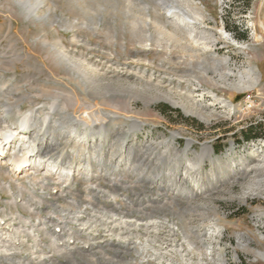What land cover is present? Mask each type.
<instances>
[{"label":"rangeland","instance_id":"rangeland-1","mask_svg":"<svg viewBox=\"0 0 264 264\" xmlns=\"http://www.w3.org/2000/svg\"><path fill=\"white\" fill-rule=\"evenodd\" d=\"M133 1L141 7L143 3L149 4L150 7L159 3L158 0ZM175 1L179 10H186L197 19L200 31L214 37L212 53L219 58L229 57L230 67L236 74L243 73L248 78L245 77V80H251L252 77L246 73L251 68L255 70L259 78L257 89L233 91L222 86L219 75L213 70H210L206 77L202 73L198 74L199 55L209 58L212 53H183L173 47L165 54L160 48H144L134 43L127 24V10H124L122 4L111 0H48L49 5L43 6L42 14L40 13L42 16L38 14L33 17H28L17 0H0V59L3 60V65H0V91L8 92L22 88L23 92L17 91L14 94L19 97L25 93L19 106L21 112L15 107L14 112L5 115L0 104V129H10L17 134L16 144L6 146L7 155H0V215L6 226L14 229L13 226L18 225L20 220L12 219L15 214V218L19 215L29 216L27 210L22 207V202L17 208L14 207L12 201L15 197L11 193L19 195L20 189L27 188L28 183H33L34 180L39 194L43 190V184L47 186L45 193L54 194L47 198L49 202L41 205L42 217L55 216L52 212L57 206L66 210L70 208L73 213L82 212L77 213L82 221L99 216L91 220L90 224L93 226L100 224L96 219H100L102 214H105L106 219H117L116 225H120L125 219L142 224L141 228L132 230L122 225L121 231L117 226L113 234L105 232L106 229L102 226L98 229L91 227L85 232L80 231L79 222L65 221L66 224L69 223L68 229L75 231L76 236L81 235L80 242L83 244L89 235L94 242H104L103 251L100 252L98 247L94 249L99 252L98 258L90 257L89 250L78 252L72 258L52 252V238L42 228V243L38 250H46L48 256H53L52 259L44 261L38 258V254L33 255L32 251L36 248H33L32 238L22 239L23 235L16 234L22 241L16 244L19 250L14 252L13 258L7 259L3 254L0 255V264H217V258L222 254L227 256V262L231 264H264V260L257 255L258 252L264 253V171L256 170L258 167H264V0ZM49 6L52 8L50 19L46 10ZM160 13L167 17L166 11L161 10ZM50 20L61 23L52 26ZM235 26L240 28V33H246L247 40H242L236 35V30L233 29ZM172 27L170 24L168 30ZM151 31L154 33L153 28ZM75 34L80 37L79 40L85 42L77 44ZM89 41L92 46L87 50L85 43ZM55 45L58 49H62L63 45V50L67 53L85 54L87 59L96 65L99 74L101 73V81L87 80L84 83L82 79L85 77L81 72H78L80 76L76 80V76L67 71L66 64L62 65L58 61L54 51ZM155 50H160L162 54ZM108 55H118L123 65L117 67L108 64ZM144 59H150L156 66L148 64ZM74 60L83 63L79 58ZM178 61L182 64L175 65ZM184 61H188L187 64H183ZM161 65L165 68L158 67ZM84 67L87 72L91 71L87 64H84ZM138 71L145 73L146 78L140 81ZM192 72L202 79L199 78L195 82L191 76ZM71 76L74 79L72 81L69 80L72 79ZM148 79L150 82L147 83ZM238 81V76H231L229 79L230 83ZM67 83L75 89L83 103L77 109L71 104L65 105L67 99L62 90H69ZM96 85L102 87L99 92H96ZM42 86H48L49 91L52 87L53 89L51 93L42 94ZM108 86L110 91L107 90ZM59 95H62L59 102L64 117H69L74 112L83 113L85 108L90 106L92 110L103 108V111L111 112V117L116 120L108 123V130L114 131V134L100 140L94 136L87 141L82 134L69 137V133L64 132L58 138L61 144L58 156L32 157L31 165L22 173L15 174L7 156L12 155L15 146L16 152L20 153L22 145L37 144L33 142L35 134L27 137L18 134L21 132L20 118L33 109L47 113L53 99ZM6 97L9 98L6 95L0 102H9ZM215 97L229 102L232 109L225 107L220 101H215ZM173 101L187 105L190 110L192 108L202 111L211 121L205 122L198 116L188 114L181 107L175 106ZM14 102L15 100L10 101ZM113 102L118 103L120 109L107 107ZM167 108L172 111H166ZM133 119L143 123L142 129L135 133L130 132ZM54 126L55 124H51L50 132L54 130ZM34 129L36 132L40 128L36 126ZM253 131L259 134V138L247 141L246 137ZM174 132L179 136L171 148L182 150L187 146L188 139L194 141L188 159L193 160L194 152H201L205 143L213 148L214 155L218 158L215 164L206 161L203 165L202 172L206 177L204 176L200 184H196L191 178L184 183L188 192L186 197L176 192L177 189H182L177 181L170 177L169 171L173 170L178 175L184 174L185 168L189 166L187 160L183 158L178 169H174L169 163H158L155 155V158L150 160V170L154 169L155 174L162 177L152 182L139 181L136 175L142 174L144 168L139 167V172L129 169L131 165L128 157L120 147L123 138L128 145L140 147L156 143L160 145L159 151L162 153L167 148L164 141L171 139ZM98 141L104 142L103 151L95 148ZM118 147L122 150V157L113 156ZM95 151L97 154H94ZM88 157L92 160L91 172L84 169ZM51 161L57 162L63 170L60 169L58 173L56 170L51 172L52 168L47 166ZM39 162H42V166L38 170ZM245 167L248 169L246 175H240L237 179L229 178L233 176L232 169L244 173ZM67 168L72 169L70 182L60 179ZM146 173L148 177L152 175L151 171ZM214 173L223 176L224 181H212ZM109 180L120 181V186L114 188ZM10 186L11 191L8 188ZM27 190L22 189L25 198L30 195ZM191 194L194 195L193 198L189 197ZM74 199L79 201L78 207H75L78 210L68 205V202ZM56 213L60 218L64 217V213H59V209ZM55 218L58 222V216ZM33 220L37 221V218ZM61 220L60 222L63 221ZM151 222L158 224V233H149L145 228V225ZM216 225L220 230L214 231ZM171 229H174V234ZM121 232L122 236L118 237L117 234ZM108 233L110 234L107 235ZM131 233L134 235H130ZM203 233H208L204 236L205 240H198L196 236ZM137 234H140V242L135 245L137 239L134 237ZM242 234H246L243 242L239 236ZM64 235L66 236L67 232ZM125 236L131 238L127 243L120 239ZM155 239L156 242L153 241ZM167 239L176 240L174 242L178 245L175 249L171 246L173 242ZM220 259L221 264L225 263L223 258Z\"/></svg>","mask_w":264,"mask_h":264},{"label":"bare ground","instance_id":"bare-ground-1","mask_svg":"<svg viewBox=\"0 0 264 264\" xmlns=\"http://www.w3.org/2000/svg\"><path fill=\"white\" fill-rule=\"evenodd\" d=\"M17 1H18V4L26 11L28 17H31V16L33 17L34 15H38L40 13L42 14L43 6L49 5L48 0H17ZM111 1L116 2L119 5L122 4V6L124 7V10L125 9L127 10V13L129 14L128 15L129 17L127 18V20H128L127 24H128V28L130 30L129 32H130L132 38L134 39L133 40L134 43L142 45L144 48H151V47L160 48L162 50V53H165V54H167V52L171 51L173 49V47L175 49H180L183 53H186V52H189L192 54H196V53L205 54L208 52L212 53L211 47L213 46L214 37L212 35L206 34V32H204L202 30L200 31L199 30L200 27H198L197 19L193 18L189 13H187L186 10H183V9L179 10V8L176 6L177 1H175V0H158L159 3L154 4L152 7H150L149 4H146V3H143V7H141V5L133 3L134 2L133 0H111ZM154 2H157V0H154ZM47 8H46V10L48 12L47 17L50 19L52 8H50V6ZM161 10L166 11L167 17L162 16V14L160 13ZM152 13H154V15H152ZM48 18H46V19H48ZM165 19H166V21H165ZM50 21H51L52 26L61 23V22L54 21V20H50ZM170 24L173 27L171 30H168V26ZM71 26H73V25H71ZM152 28L154 29V33L151 31ZM111 36L116 38L115 35H111ZM74 37L77 38L76 39L77 44L85 42L84 40H79L80 37L77 36L76 34ZM259 40H261V39H259ZM163 42H165V44H163ZM85 45L87 46V50L89 49L90 46H92L90 41L86 42ZM61 47H62V49H58L57 45H55L54 51L57 53V54L55 53L57 56V59L60 63H62V65H63V63L66 64L67 71L69 73H71L73 76H76V80H78L79 76H80V75H78V72H81L84 74V77H85L84 79H82V82L84 81V83H86L87 80L93 81V82H95L97 80L101 81V79H102V75H100L101 73L99 74L96 65L92 63L93 62L92 60L87 59L85 54L82 53L80 55H75L74 53L71 54V52L67 53L63 50L64 46L62 45ZM152 51L153 50H150V52H152ZM155 51L156 52L158 51V53H160V50H155ZM93 53L94 52L92 51L91 54H93ZM162 53H160V54H162ZM76 58H79L81 62H83L84 64H87V66L89 67V69H91V71L87 72L86 69H83L86 67H84L83 63H80V62L74 60ZM199 58L200 59H199L197 64H198V69L200 72H198V74L202 73L204 75V77H206L205 75H208L209 71L213 70L214 73L219 75L220 80L222 81L221 84L223 87L225 86L226 88L233 89V91L235 90V91H240V92L241 91L243 92V91H246L249 89H253V88L254 89L258 88L259 78H258L257 73L255 72V70L253 68L248 70V72L246 73V75L252 77V79L251 80H245V77H246V76H244L245 74H243V73L236 74L235 71L230 67L229 57L219 58L215 54L212 53V54H210L209 58H206V57L203 58L200 55H199ZM106 59H107L108 64L116 65L117 67H119V65L120 66L123 65L120 63L121 59L118 55H116L115 57L108 55L106 57ZM133 59L136 60L137 58H133ZM125 60H129V58H125ZM137 60L141 61V59H137ZM144 61L148 62V64H150V65L156 66L150 59H144ZM169 61L172 62L171 59H169ZM178 62L174 63V64L175 65H181L182 64V62H179V63ZM185 62L186 61H184L183 64H185ZM187 62H186V64H187ZM189 62L191 63V61H189ZM172 63H171V65H172ZM0 65H3L2 59H0ZM158 67L159 68H165L162 65L158 66ZM137 73L140 76L139 77L140 81L142 79L146 78L145 73H142L139 71ZM198 74L195 72H192V74H191V76L195 79V82H197L199 80V78H201V77H199ZM231 76H233V77L238 76L239 81L230 83L229 79ZM2 77H4V74L2 75ZM204 77H203V79H204ZM69 80L72 81L74 79L72 77V79L69 78ZM73 82H75V81H73ZM148 82H150L149 79H148L147 83ZM67 85H69V84L67 83ZM69 87H70L69 90H65V89L62 90L65 93V96L67 99V104H65V105L67 106V105L71 104L72 106H74V109H77L78 107L82 106L83 103L81 102L80 98L76 94L75 89L71 88L70 85H69ZM44 88H47V89L44 90ZM101 88H102L101 86L96 85V88H95L96 92H99L101 90ZM11 89H12V87H11ZM52 89H53V87L51 88V90ZM51 90L50 91L48 90V86H42L41 93L42 94L51 93ZM107 90L108 91L111 90L109 86L107 87ZM7 91H8V89H7ZM17 91L23 92V89L18 88L15 91H13V89H12V91H8V92L0 91L1 92L0 93V99L4 98V96H6V95L9 97V98L6 97L9 102H7V101H6V103L0 102L1 107H2L5 115L6 114L8 115V114L14 112L15 107L19 108L21 99L24 98L23 96H25V93H23V95L21 94V96L18 97L14 94V92H17ZM60 96H62V95H59V96H57V98L53 99V102L51 103L50 107L48 108L47 113H45L44 110L33 109V110H30L27 114L23 115L20 118L19 129L21 130V132L18 133V131H17V133L19 135H22L21 137H27L28 135H34L35 134L36 138H35V140H33V142H35L37 144L34 146H33V144L28 146L27 145L28 143L27 144L23 143L24 145H22L23 147H22L20 153H18L19 151L16 152L17 147L15 146L13 148L14 152L12 153V155L7 156V157H9L8 161L10 162V166H11V168L15 174L16 173H22V171L25 168L29 167V165H31L30 159L32 157L38 156L40 158L41 157L46 158L48 156H50V157L58 156V154L60 153L59 149L61 148V144L59 143L60 140L58 138H60L61 134L64 132H68L69 137H71L73 135L78 136L79 134H82L87 138V141H88V139L93 138L94 136L100 140V139H103V137H109L108 135L114 134V131L108 130V123L111 121L115 122V120H116L115 118L111 117V115H110L111 112H107L105 110H104L105 111L104 112L103 108H102V110L101 109H97V110L93 109L92 110V108L90 106L89 108H85V111L83 113L78 114L77 112H74L69 117H64V116H62L63 113H61V104L59 102ZM85 98L88 99L89 97L85 96ZM13 100H15V102L10 103V101H13ZM215 101H220L221 104H223L225 107L232 109V105L225 100H220L219 98L215 97ZM172 103L175 106H179L182 109H184L188 114L198 116L199 118H201L205 122L211 121L210 117L203 114L202 111L200 112V110L195 111V109L192 110V108L190 110V109H188V107H186L187 105L185 106L184 104L179 103V102L173 101ZM106 104H108V103H106ZM107 107L115 109V110L120 109V105L116 102H113V104L109 103L107 105ZM89 109H90V111H89ZM18 112H21L20 108H19ZM57 116H58V118H56ZM128 120H129V118H128ZM51 124H55V126L53 128L55 131L52 130L53 133H51L52 131L50 132ZM36 126H38L40 129H38V131L35 132L34 128ZM142 127H143L142 122H140L136 119L131 120V126H130V132L131 133H135L136 131L141 130ZM7 128H9V127H7ZM12 131L13 130H10V129H4V128L0 129V155L1 156H4L7 153V152H5L6 146L9 147L10 145L16 144L17 134L14 131L13 132ZM61 131H63V132H61ZM108 131H109V133H108ZM116 135L119 136V134H117V133H116ZM177 136H179V134L177 132H174L171 135V139L169 138V139L164 141V144L166 145L167 148H166V150L162 151V153H160V151H159L161 149L160 145H157L156 143L144 144L143 146L140 147V146L128 145L127 142L125 141V139L122 138L120 147L123 151L119 150L120 147H118L116 149V151L114 150L113 156L120 155L121 151L125 152L127 157H128V161L131 165V167L129 169L133 170L134 172H137L139 167H143L144 169L142 170V174H139L136 176H138L139 181H145V180L147 181L148 180L149 182H152L154 180L159 179V177H162V175L155 174L154 169H152L153 171L150 170V166L152 165V163L150 161L151 159L157 157L158 163L159 162L161 164L169 163L168 164L169 166H173L174 169H178L179 164L183 161V158H184L185 160L188 161V164H189L188 167L185 164V166L187 167V168H185V173L182 175H178L173 170H170L169 175H170V177H173L175 181H177V183L179 184V188L182 189V190L177 189L176 192L179 193L182 197H186L188 195V192L185 190L184 183L188 182V179L191 178L193 181L196 182V184L197 183L200 184L201 181L206 177L202 172L203 165L206 163V161H210L212 164H215L217 162L218 158L214 155L213 148L209 144L205 143L202 145L201 152H199V153L194 152L195 158L193 160L188 159L189 152L192 150L194 141L192 139H188L187 140V146L185 147V149H182V150L178 149V148H174V147L171 148V145H174V142H175ZM33 139H34V137H33ZM23 140H24V138H23ZM84 142H85V140H84ZM103 143H100V142L96 143L97 146H95V148L99 149L100 151H103V148H104ZM20 144H22V143L20 142ZM8 151H10V150H8ZM150 152H151V154H150ZM94 154H97V152L95 151ZM88 158H87V160H88ZM101 159H103V158H101ZM52 160H53V158H52ZM120 162H121V160H120ZM37 166H38L37 167V169H38L40 166H42V162H39ZM47 166H48V168H50V167L52 168L51 172H54L56 170V172L58 173L60 169H61V171L63 170L62 168H60V166L57 162L51 161L48 163ZM247 167H245L244 173H242L240 169H239L240 171H234V169H232L231 172H232L233 176H230L229 178L230 179L231 178L237 179L238 176H240V175H242V176L246 175L247 171H248ZM30 168L32 170V167H30ZM84 169L89 171V172L92 171L91 157L87 161L86 167ZM38 170H37V172H38ZM256 170L257 171H264V167H262V166L258 167ZM148 171H151L152 175L150 177L146 176V174H147L146 172H148ZM70 172H72V169H70V168H67L66 170L64 169V172H63L64 174L63 175L61 174L60 179H62V180L64 179L65 182L72 181V177H71L72 175L70 176ZM109 181L111 182V185L113 184L114 188L119 187L120 183H121L120 181H115V180H109ZM212 181L222 182V181H224V178H223V176H220L218 173H214L212 175ZM35 186H36V182L34 180L33 183H31V182L28 183L27 188L22 187V189H26V190L28 189L27 192H29V194H30L28 198H25L22 189H20L21 191L18 192L19 195L17 194L15 196L14 193H11L15 197V198H13V201H12L14 207L17 208L19 203L22 202V207L25 208L27 210V212L29 213L28 217H25L24 215L20 216L18 214L19 217L15 218V217H17V214L14 215L15 217L12 218L13 221H15L16 219L18 221L20 220V222L18 223V225L16 227L13 226V228L15 230L11 229V227L8 225L6 226L4 219L0 215V255L3 254V256L7 259H9L10 257L13 258V256L15 255L14 252H16V250H19L16 247L17 246L16 244H19V242H22V241H20L21 237L20 238L17 237L18 234L23 235L22 239L24 237L25 238L30 237V239L32 238V242L34 244L33 248L34 249L36 248L35 250L32 251L33 255L38 254V256H39L38 258L44 259V261L47 259H52L53 256H48V253L46 252V250H41V251L38 250L39 246L42 243V241L40 240V237H41V232L43 231V229L45 230V232L47 231L46 233H48L50 235V237L52 238L51 243H53V244L50 243L51 245H54V247H53L54 249L52 252L55 251L56 253H58L60 255L64 254V255H67V257L71 256V258H72L78 252H85V251L89 250V253H90L89 256L90 257L93 256L94 258H98L99 252H96L94 249L96 247H98V248H100L99 249L100 252L103 251L104 247H105L104 242L103 241L100 243H98L96 241L94 242V241H92L94 239H91V236L89 234H87L89 236L86 237L87 241L85 240L86 242L83 244L82 242H80L81 235L78 234L76 236L75 231L73 232L72 229L67 228L69 223L66 224L65 221H68V220L71 223H73V221L79 222V224H78L79 230L84 231V232L91 227H96V229H98L99 226L105 227V229H106L105 232H111L113 234H115L114 230L117 228V226H118L120 231L123 229L122 225L123 226L125 225V227H127L128 229L130 228V230H132V228L138 229V228L142 227L141 226L142 224L139 223L138 221H127L126 219L123 222H121L120 225H116L117 219L116 220H114L112 218L106 219L105 214H102V216H100L101 217L100 219H96V221H98V220L100 221V224L93 226L90 223H91L92 219L99 217L97 213L96 214L98 217L94 218L91 215L92 217H89V219H87V221H82L83 219H81V217L79 216V214H82V212H74L73 213L70 208L66 210L63 207L60 208L57 206H56V208L59 209V213H64V217L60 218L61 216H59V214L56 213V211H57L56 208H55V211L52 212L53 215H55L56 217L58 216V218H59L58 222H56L55 216L42 217L41 216V213H42L41 205L44 202H46V203L49 202L47 200V198L54 196V194L52 192L51 193H47V192L45 193L44 190L47 186L44 184L42 185L43 190H42L41 194H39L38 191L36 190ZM8 188L10 191L12 190L11 186ZM193 196L194 195L191 194L189 197L193 198ZM78 202L74 199L71 202H68V205H70L71 208L72 207L77 208ZM93 202H95V201H93ZM76 210H78V209H76ZM52 213L50 215H52ZM77 213H79V214H77ZM35 217L37 218V221L33 220V218H35ZM113 217H115V216H113ZM60 220L62 222H60ZM68 227H70V226H68ZM145 228L148 230L149 233H152V232L158 233V231H159L158 224L152 223V222L146 224ZM10 229H11V231H10ZM218 230H220V227L216 225L214 231H218ZM171 231H172L171 233H173V234L175 233L174 229H171ZM211 231L213 232V230H211ZM66 232H67V235L65 236L64 234ZM93 232H94V230H93ZM212 232H210V233H212ZM109 234L110 233H108L107 235H109ZM122 234H123V232L117 234V236L120 237V236H122ZM130 235H134V234L131 233ZM206 235H208V233L199 234L196 236V238L198 240L202 241V240H205L204 236H206ZM239 236H240V239L242 242L246 238V234H242ZM134 238L137 239V242H134V244L136 245L140 242V234H137ZM116 239H117V237H116ZM120 239H123L122 242L127 243L130 241L131 238H130V236H127V237L125 236L123 238L121 237ZM120 239H118V240H120ZM167 240H169V239H167ZM153 241L156 242L157 239H155ZM169 241L173 242V243H171V246H173V248L178 245V244L177 245L175 244L176 240H174V239H170ZM122 242H119V243H122ZM79 244L80 245L82 244V245L79 246ZM189 244L192 245L190 242H189ZM47 248H48V246H47ZM152 248L154 249V247H152ZM49 249H51V248L49 247ZM208 249L209 248H207V250ZM166 252H168V251H166ZM257 255L262 260H264V253L258 252ZM220 261L222 262L223 260L220 259ZM101 264H104V263H101Z\"/></svg>","mask_w":264,"mask_h":264},{"label":"trees","instance_id":"trees-1","mask_svg":"<svg viewBox=\"0 0 264 264\" xmlns=\"http://www.w3.org/2000/svg\"><path fill=\"white\" fill-rule=\"evenodd\" d=\"M234 30H236V35H238L239 38H241L242 40H247V35L246 33H240L239 30L240 28L238 26L233 27ZM166 111H172V109L167 108ZM259 134L256 131H253L251 135H249L248 137H246L247 141L250 140H257L259 137Z\"/></svg>","mask_w":264,"mask_h":264},{"label":"built area","instance_id":"built-area-1","mask_svg":"<svg viewBox=\"0 0 264 264\" xmlns=\"http://www.w3.org/2000/svg\"><path fill=\"white\" fill-rule=\"evenodd\" d=\"M172 252H173V251H172ZM220 258H223L224 261H225V263H222V264H227V263L231 264L230 262H227V261H228V260H227V256H223V254H222ZM220 258H217V264H221L220 261H219ZM238 258H239V256H238ZM239 259H240V258H239Z\"/></svg>","mask_w":264,"mask_h":264}]
</instances>
